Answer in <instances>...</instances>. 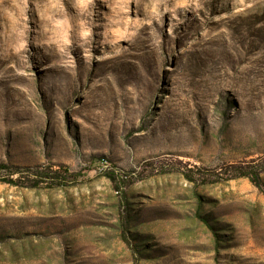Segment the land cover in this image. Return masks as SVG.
Here are the masks:
<instances>
[{"label":"rangeland","instance_id":"obj_1","mask_svg":"<svg viewBox=\"0 0 264 264\" xmlns=\"http://www.w3.org/2000/svg\"><path fill=\"white\" fill-rule=\"evenodd\" d=\"M0 264H264V0H0Z\"/></svg>","mask_w":264,"mask_h":264}]
</instances>
